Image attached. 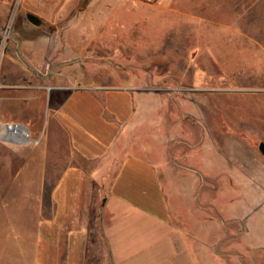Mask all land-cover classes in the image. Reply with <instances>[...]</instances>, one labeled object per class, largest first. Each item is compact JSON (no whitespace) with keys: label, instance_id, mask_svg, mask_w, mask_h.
<instances>
[{"label":"rangeland","instance_id":"obj_1","mask_svg":"<svg viewBox=\"0 0 264 264\" xmlns=\"http://www.w3.org/2000/svg\"><path fill=\"white\" fill-rule=\"evenodd\" d=\"M232 16V26L196 22L176 0H68L60 11L50 0H0V122L20 123L39 141L0 143V264L32 259L40 207L50 209L48 189L41 205L33 185L44 158L56 159L42 154L49 109L60 100L53 87L70 80L137 90L138 141L157 155L138 153L155 162L173 222L177 212L201 215L204 264H264L261 13ZM57 38L79 59L43 60ZM35 47L41 59L33 60ZM93 244L87 261L103 264L106 250L99 239Z\"/></svg>","mask_w":264,"mask_h":264},{"label":"crops","instance_id":"obj_2","mask_svg":"<svg viewBox=\"0 0 264 264\" xmlns=\"http://www.w3.org/2000/svg\"><path fill=\"white\" fill-rule=\"evenodd\" d=\"M66 1L50 0L51 9L60 11ZM176 1L183 16L219 26H232L236 21L232 13H261L264 54V0ZM222 21L232 23H218ZM51 24L68 27L64 21ZM64 36H69L67 30ZM53 43L43 60H60L61 65L79 59L60 47L61 38ZM34 50L33 60L41 59L38 47ZM72 50L80 54L82 48ZM70 83L53 87L60 100L49 109L50 130L43 136L42 154L56 153V159L47 163L44 158L33 185L34 201L41 205L43 190L48 189L50 209L40 207L32 233V259L15 264H86L93 231L106 250L103 264H179L177 257L187 250L194 253L187 264H204L201 215L177 212L173 222L155 162L138 153L157 155L138 141L144 127L136 108L137 90ZM50 145L56 149L49 151ZM48 172L54 177L50 174L47 179ZM178 237L188 245H179Z\"/></svg>","mask_w":264,"mask_h":264},{"label":"built area","instance_id":"obj_3","mask_svg":"<svg viewBox=\"0 0 264 264\" xmlns=\"http://www.w3.org/2000/svg\"><path fill=\"white\" fill-rule=\"evenodd\" d=\"M30 136L28 129L20 124L11 121L0 122V143L4 145L28 146L38 144Z\"/></svg>","mask_w":264,"mask_h":264},{"label":"water","instance_id":"obj_4","mask_svg":"<svg viewBox=\"0 0 264 264\" xmlns=\"http://www.w3.org/2000/svg\"><path fill=\"white\" fill-rule=\"evenodd\" d=\"M27 19H28V21H29L31 24H33V25H35V26L39 24L38 20H37L34 16L29 15V16L27 17ZM258 150H259V152H260L262 155H264V143H261V144L259 145Z\"/></svg>","mask_w":264,"mask_h":264},{"label":"trees","instance_id":"obj_5","mask_svg":"<svg viewBox=\"0 0 264 264\" xmlns=\"http://www.w3.org/2000/svg\"><path fill=\"white\" fill-rule=\"evenodd\" d=\"M93 242H95V238H94ZM86 264H92V262L91 261L90 262L87 261Z\"/></svg>","mask_w":264,"mask_h":264}]
</instances>
